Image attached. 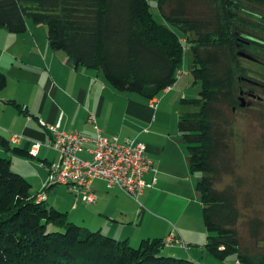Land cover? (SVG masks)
<instances>
[{
	"label": "trees",
	"instance_id": "obj_1",
	"mask_svg": "<svg viewBox=\"0 0 264 264\" xmlns=\"http://www.w3.org/2000/svg\"><path fill=\"white\" fill-rule=\"evenodd\" d=\"M157 8L166 23L154 18L148 0H0V28L20 33L27 19L44 24L51 49L144 101L175 82L188 49L199 89L196 97L180 99L178 133L189 172L197 177L205 248L219 260L235 254L240 264H264V250L242 245L238 231L249 199L240 201L233 145L240 92L253 93V82L264 87V77H251L241 65L247 59L264 66V0H157ZM5 85L0 71V90ZM30 188V180L0 154V264H198L164 254L161 238H142L136 247L126 237L84 227L66 211L42 205ZM262 227L263 219H248L249 235L264 248Z\"/></svg>",
	"mask_w": 264,
	"mask_h": 264
},
{
	"label": "crops",
	"instance_id": "obj_2",
	"mask_svg": "<svg viewBox=\"0 0 264 264\" xmlns=\"http://www.w3.org/2000/svg\"><path fill=\"white\" fill-rule=\"evenodd\" d=\"M26 23V29L20 33L0 28V71L6 77V85L0 90V140L8 141L12 133H21L41 141L43 144L37 155L31 157L39 158V165L44 168L42 162L51 163L46 157L49 149L53 150L46 145L50 140V125L58 124L62 130H78L87 136H94L95 123L104 133L115 135L117 130L113 125L114 117L129 116L127 118L133 134L137 136L136 139L144 142L146 154L152 162V168L143 179L150 183L155 178L153 185L142 190L138 197L139 203L119 188L108 187L105 181L95 179L91 188L97 199L95 203L87 204L97 207L99 211L73 206L63 199L59 206L56 203L58 198L52 202L53 205L66 211L69 220H81L82 223L87 222L100 229L107 227L108 233L116 237H129L134 242L152 237L148 235L135 240L127 232L126 225L113 217L124 214L125 205H128L121 197L124 196L137 204L134 216L140 215L141 225L145 219L153 223L152 229L159 233L153 238L165 237L170 224L174 223L179 236L190 243L185 248L179 245L167 247L170 254L188 256L198 264H233L236 257L231 262H225L224 258L223 263L213 258L205 246L202 247L206 229L204 231L199 220L201 203L195 190L197 177L189 172L188 151L178 131H167L165 123L166 111L163 106L167 103L175 107L178 100L186 96L188 85L185 84L189 81L184 82V78L189 73L183 71V75L161 91L160 97L159 93L152 98V101H144L125 93L119 95L108 87L96 69L76 66L64 51L51 49L44 24H34L30 19ZM16 145L27 152L29 143L21 140ZM0 154L8 156L12 168L28 179L29 171L33 173L36 168L29 155L16 154L1 142ZM80 156L89 158V153L83 151ZM43 179L35 180L36 187ZM108 188L112 192H108ZM148 209H155L157 214L153 216ZM104 210H110L112 214L109 216Z\"/></svg>",
	"mask_w": 264,
	"mask_h": 264
},
{
	"label": "rangeland",
	"instance_id": "obj_3",
	"mask_svg": "<svg viewBox=\"0 0 264 264\" xmlns=\"http://www.w3.org/2000/svg\"><path fill=\"white\" fill-rule=\"evenodd\" d=\"M148 2L150 5V11L153 14L154 18L158 22L164 23L165 19L160 14L157 8V0H148ZM43 27H46V26L43 25ZM187 53H189L188 49L187 50L184 49V54H186V56H185V59L183 58V62H182V66L180 70L187 71V73H189V75H187L184 78V82H186L187 80L189 81V83L185 84L186 86L188 85L185 97L192 98V97H196L199 86L196 83H193L191 74L189 72L190 62H191L190 56H188ZM241 65L245 66L249 70L248 74L251 77H255L257 79L264 77V75L262 76L258 74V72H261L264 74L263 64H257L247 59H242ZM243 81L246 83L244 84V86L248 88L249 83L246 82L245 80ZM260 82L264 83L263 81H260ZM107 85L108 87H110V89L113 92L119 93V95H122L121 93H125V94L132 95L134 97L140 98L136 93L116 91L108 83ZM258 91L261 94H263V97H264V91L260 89ZM161 95L162 93L159 94V97ZM246 100L248 99L246 98ZM178 101L179 102L178 104L175 105V107L171 105L168 106L167 103H165V105L163 106L166 111L165 123L167 125V131H175V130L178 131V114H179V110L182 109L180 100ZM127 117L119 116L116 119L114 117L113 125L115 127V130H117V133L113 135L112 133L105 132L106 135L108 136L117 135L116 137L118 138L119 142H124L126 139H136L137 136L133 134V131L131 129L130 120ZM144 130L146 131V129ZM233 145H234V150H235V161H236L235 162V174L240 175L242 177L241 188H242V192H244V196L241 198L240 201L242 204H244L245 199H249L248 204L246 205V208H245V214L238 223V231L240 233L241 242H242V245L248 246L251 250H255V251L264 250L261 244L257 245L254 242L253 238L249 235V229H248V219L249 218L256 216L264 220V102L263 101L253 102V105L250 104L249 108L247 107L244 108V106L238 107V110L236 111V115H235V134H234V139H233ZM186 150H187V147H186ZM39 157H43V156L39 155ZM46 158L49 161H51V163H54L57 159V153L49 149ZM30 159L36 165V168L33 170V173L29 171V180L32 184L30 191L36 193L38 190H40L43 183L49 177V172L45 168V165H47L46 163L42 162V166H44V168L39 165L40 164L39 158H33L30 156ZM41 178H44L42 183H39V185L36 187L35 180L38 181ZM72 191L73 190H70V188L67 187L66 185L53 184L49 188V190L46 192V198L42 201V205L46 207L52 206L53 205L52 202H55L56 198H58V201L56 203L59 206H61V202L63 199L67 203H70V205L72 204L73 206L85 207L89 211H99L97 207L89 206L87 203H85L82 199V194L74 193L77 191H73V192ZM107 191L112 192L111 188H108ZM196 196H197V193H196ZM121 197L123 201L128 202V205H125L123 215L116 214V216H113V217L119 219L121 222H123L122 224L126 225L127 232L135 240H138L141 237H147L148 235L152 236L150 238H153V236H158L159 233L152 229L153 223H151L150 221H145V220H148V219H145L144 223L141 225L140 215L136 216L137 215L136 214L134 216L135 210L137 208V204L132 199L129 200L124 196H121ZM197 199H198V196H197ZM141 206L142 205L140 203L139 207ZM154 210L155 209H148V212H150L154 216L157 214V211H154ZM103 212L109 216L112 214V211L110 210H104ZM199 220L205 231L201 208H199ZM76 222L80 224H84V227H87L89 229L97 228L91 225L90 223H87V222L82 223L83 221L81 220H77ZM101 230L105 233H108L107 227H102ZM262 230L264 233V227H262ZM174 231L177 233V237L179 240V243H178L179 246H181L182 248H185L186 245H190V243H188V241H185L181 235L179 236L176 226L174 225V223H171L169 232L167 235H169L171 232H174ZM165 235L166 233L163 236ZM127 239H128L129 244L131 245L133 244L132 246L135 245L137 247L139 245L138 242L142 238L137 242H134L129 237ZM205 242H206V234L204 235V238L202 241V247L205 246ZM162 252L164 254H169V248L163 247ZM197 252L199 251L197 250ZM212 257L216 258L214 256ZM235 257H236L235 254H230L224 260L225 262H231L232 260L235 259ZM219 261L221 262L223 260H219ZM225 262L223 261V263Z\"/></svg>",
	"mask_w": 264,
	"mask_h": 264
},
{
	"label": "built area",
	"instance_id": "obj_4",
	"mask_svg": "<svg viewBox=\"0 0 264 264\" xmlns=\"http://www.w3.org/2000/svg\"><path fill=\"white\" fill-rule=\"evenodd\" d=\"M181 74L183 70H177L175 77ZM94 129L96 134L87 136L78 130H62L58 124L49 126L50 140L46 145L57 153V159L45 165L49 177L38 191L37 200L46 198V188L50 185L63 184L82 194L84 202L95 203L97 196L91 184L95 179H101L108 187L119 188L139 203L142 190L155 182V178L150 183L143 179L152 168L144 142L138 139L119 142L116 136L106 135L95 123ZM21 140L28 141V151L33 157L43 144L21 133H12L8 139L12 144H18ZM86 144L91 146L87 147ZM83 151L89 153V158L80 156ZM161 242L164 247L178 245L177 233L171 232ZM233 264L240 262L236 260Z\"/></svg>",
	"mask_w": 264,
	"mask_h": 264
},
{
	"label": "flooded vegetation",
	"instance_id": "obj_5",
	"mask_svg": "<svg viewBox=\"0 0 264 264\" xmlns=\"http://www.w3.org/2000/svg\"><path fill=\"white\" fill-rule=\"evenodd\" d=\"M254 87H256V90H254L253 93H244V92H240L241 96H240V102H242L244 105V107H250V104L253 105V102H264V97L263 94H261L258 90H263L264 91V87L258 83V82H253L252 84ZM246 98L248 100H246ZM241 107V106H240Z\"/></svg>",
	"mask_w": 264,
	"mask_h": 264
},
{
	"label": "water",
	"instance_id": "obj_6",
	"mask_svg": "<svg viewBox=\"0 0 264 264\" xmlns=\"http://www.w3.org/2000/svg\"><path fill=\"white\" fill-rule=\"evenodd\" d=\"M244 104L242 102H240V106H243Z\"/></svg>",
	"mask_w": 264,
	"mask_h": 264
}]
</instances>
